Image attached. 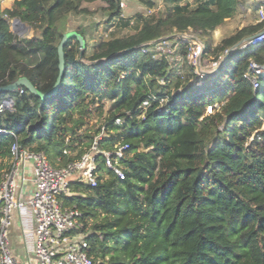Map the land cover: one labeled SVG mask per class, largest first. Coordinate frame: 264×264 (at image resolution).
I'll list each match as a JSON object with an SVG mask.
<instances>
[{
	"label": "trees",
	"instance_id": "1",
	"mask_svg": "<svg viewBox=\"0 0 264 264\" xmlns=\"http://www.w3.org/2000/svg\"><path fill=\"white\" fill-rule=\"evenodd\" d=\"M247 1L166 0L171 4L163 10L138 15L134 34L94 45L91 63L82 59L85 47L80 57L77 39L69 38L56 93L40 99L24 88L14 95L13 110L0 114V126L15 134H0V177L15 139L62 166L77 159L104 125L101 149L129 144L124 179L107 171L95 186L70 182L72 194L62 197L64 207L81 212L87 253L97 264H264V71L256 87L246 75L251 61L264 64V41L236 48L222 76L218 71L200 84H187L195 75L186 62L184 76L140 47L174 32L207 35ZM91 4L108 22L128 21L121 0H15L0 9V85L24 76L49 91L68 18L93 14ZM14 18L35 35L13 33ZM263 28L264 21L244 25L211 53L217 58ZM76 32L85 41V30ZM204 43L209 51L210 42ZM151 94L157 101L138 119L137 105ZM160 98L166 99L162 105ZM105 99L111 100L106 117L90 124ZM207 103L218 107L206 114ZM116 117L123 123L115 124ZM98 167L104 170L101 162Z\"/></svg>",
	"mask_w": 264,
	"mask_h": 264
},
{
	"label": "built area",
	"instance_id": "2",
	"mask_svg": "<svg viewBox=\"0 0 264 264\" xmlns=\"http://www.w3.org/2000/svg\"><path fill=\"white\" fill-rule=\"evenodd\" d=\"M256 12L258 21H264V0H259ZM196 39L194 36L188 37L184 32L173 33L144 42L140 47L144 52H152L155 58H164L179 74L182 73L183 62H186L195 75L190 82L200 84L203 79L217 73V66L225 62L224 57L231 47L212 59L206 69H203L200 60L205 44ZM261 41H264V33L258 32L239 48ZM182 46L186 47L185 55L180 53ZM263 71V65L254 61L249 63L246 75L253 87L257 86L256 76ZM160 82L162 84L163 80ZM22 93L23 87L12 93H0V114L12 111L14 95ZM155 101L156 96L151 94L139 102L137 118L144 119L145 111ZM165 101L164 98L158 99L161 105ZM216 107L217 103H207L206 114L212 113ZM114 123L120 125L123 119L116 117ZM103 128L104 125L91 145L77 159L62 166L52 165L45 153L25 148L17 139L10 144L9 166L0 177V264H97L87 253V234L81 230L79 220L81 212L72 207H64L62 197L72 194L70 182L80 181L95 186L99 179L108 176L107 171L113 173L118 180L124 179L123 160L130 156L129 144L117 142L111 149H101L99 141L104 135ZM0 134L15 137L14 132L4 126H0ZM100 162L104 170L99 169ZM15 212L25 245L32 254L31 258L25 260L18 259L10 245V230Z\"/></svg>",
	"mask_w": 264,
	"mask_h": 264
},
{
	"label": "rangeland",
	"instance_id": "3",
	"mask_svg": "<svg viewBox=\"0 0 264 264\" xmlns=\"http://www.w3.org/2000/svg\"><path fill=\"white\" fill-rule=\"evenodd\" d=\"M149 3H152L153 7H149L148 6ZM170 4L171 3L166 2V0H121V6H122L121 16L123 18H126L128 20L127 22L118 21V19L108 22L105 15L100 10L96 9L97 8L96 5L91 4L88 6L91 9L95 10V12L91 15L71 14L67 21L66 31H77L78 29L85 30L86 32L85 46H84L85 47V58H82V59L85 60V62L87 63L95 62V61L88 60V57L92 55L93 47L99 41L109 40L114 37H118V38L128 37L134 34L141 24V21L138 19V15H141L144 17L148 16L153 11H161L164 9V6H168ZM247 14L250 16L254 15L255 16L254 19L258 21L257 13L254 10L249 11ZM244 19H247V16H245V12L241 11L239 12V15L237 17L233 16L228 21V23H230V26L232 27V30H233L236 28L237 24L238 25L240 24L241 22L240 20H244ZM12 20L13 19L9 20L11 31L20 37V33L22 30L16 27L12 28L11 27ZM225 24L226 23H223L222 26ZM218 29L219 27H217L215 30L211 31L207 35H202L194 31L184 32V34L187 35L188 37L194 36L195 38H197L196 41L200 40L202 42H206V41L210 42L211 49L209 51H203L201 55L200 62H201V66L203 69H206V66L212 62V59H214V56L211 53V50L219 44L221 37L225 35L219 32ZM233 31H236V30H233ZM174 33H177V32H174ZM34 35H35V31L32 28L22 31L23 37L30 38ZM183 65L184 64H182V67ZM185 67L186 68L183 67L184 70H182V73H181L184 76H186L190 72V68H189L190 66L189 67L185 66ZM222 73H223V70H220L219 76H222ZM190 79H192V77ZM188 83L189 84L191 83L190 80L189 82H187V84ZM102 102H103V112L100 114H98L97 112H94V116L91 119L90 124H93V123L100 124V122L103 121L104 118L106 117V114L111 104V100L105 99Z\"/></svg>",
	"mask_w": 264,
	"mask_h": 264
},
{
	"label": "water",
	"instance_id": "4",
	"mask_svg": "<svg viewBox=\"0 0 264 264\" xmlns=\"http://www.w3.org/2000/svg\"><path fill=\"white\" fill-rule=\"evenodd\" d=\"M11 27L12 28H18L21 29L22 31H25L26 29L31 28V26L23 21H21L19 18H14L11 22ZM11 30V28H10ZM22 31L20 33V37L22 36ZM259 33H264V29L261 30ZM256 34L248 36L240 41H238L236 44H234L228 51V53L225 55L224 59L225 61L227 60V58L229 57V55L232 53V51H234L236 48H239L244 42L250 40L251 38H253ZM75 37L79 43V47H80V57L82 56V51L84 49V44L85 41L83 39V37L76 31H66L58 46H57V54H58V74L56 77V80L52 86V88L47 91V92H41L39 91L33 84L32 82L26 78V77H19L18 79L14 80L13 82H10L6 85H0V93H12L14 92L17 88L19 87H23L25 88L29 93H31L32 95L39 97L40 99H45L53 94L56 93V91L59 88L60 85V81H61V77L63 75V71H64V51H63V45L64 43L69 39ZM224 62H221L218 66L216 71H220V69L223 67ZM263 68H264V64H263ZM11 95H9L10 97Z\"/></svg>",
	"mask_w": 264,
	"mask_h": 264
},
{
	"label": "crops",
	"instance_id": "5",
	"mask_svg": "<svg viewBox=\"0 0 264 264\" xmlns=\"http://www.w3.org/2000/svg\"><path fill=\"white\" fill-rule=\"evenodd\" d=\"M15 0H0V9H6V8H10L12 3ZM259 4V0H249L246 2V4L244 6H238V8L235 11V14L233 16L237 17L239 15V12L243 11L245 12V16H247V19L244 20H240V24L236 25V28L233 30H237L242 28L244 25H249V24H255L257 21L254 19V15H248L247 13L251 10H254L255 12L257 11V7ZM257 13V12H256ZM232 16V17H233ZM250 16V18H249ZM227 18L225 20L224 23H226L225 25L222 26V24L219 26L218 31L225 34L221 37L220 41L225 38L230 36L231 34H233L235 31L232 30V27L230 26V23H228V21L232 18ZM10 245L13 251V254L21 260H25L27 258H31V253L29 252V250L27 249L26 245H25V240L23 238V234H22V228L20 225V221L18 219V215L15 212L13 215V223H12V227L10 230Z\"/></svg>",
	"mask_w": 264,
	"mask_h": 264
}]
</instances>
